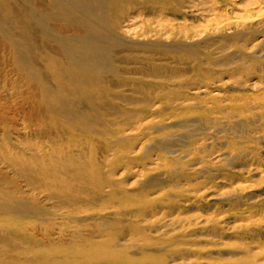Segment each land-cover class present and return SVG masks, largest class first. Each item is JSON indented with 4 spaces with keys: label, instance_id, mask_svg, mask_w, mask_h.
I'll use <instances>...</instances> for the list:
<instances>
[{
    "label": "rangeland",
    "instance_id": "obj_1",
    "mask_svg": "<svg viewBox=\"0 0 264 264\" xmlns=\"http://www.w3.org/2000/svg\"><path fill=\"white\" fill-rule=\"evenodd\" d=\"M40 1L45 0H32L35 5ZM188 1L172 0L169 7L175 11L174 23L179 19L188 21L179 27L187 26L193 35L197 34L190 40L175 37L178 33L171 36L157 26L159 18L153 8L160 9L163 4L140 7L136 0H122L98 13L99 21L85 14L79 16L92 29L81 21L71 22L81 35L61 32V41H56L66 47L64 37L78 39L84 29L91 30L90 37L104 45L102 53L108 66L94 74L104 88L87 90L89 97L67 99L53 110L45 109L42 99H30L21 64L15 63L11 50L17 48L11 33L22 35L21 23L14 18L22 15L24 0H0V264H264V115L250 117L245 113L247 118H239L240 110L231 108L240 105V100L248 102L264 95V41H260L264 31L253 32L256 27L250 24L229 25L236 18H245L247 10L259 9L252 0H227L231 4L227 8L219 4L218 8L211 0ZM190 6L191 11L186 9ZM96 9L100 11L99 6ZM216 12L218 19L214 17ZM220 20L224 25L209 27ZM60 24L71 25L63 21ZM195 27L200 30L195 31ZM207 72L210 82L206 85L201 79L203 83L198 84V75L206 78ZM42 75L46 79V74ZM151 85L172 92L167 96L171 103L156 106L164 107L165 114L181 113L179 120L158 132L155 142H148L145 132L132 135L131 126L120 129L119 125L140 120L143 124L158 118L148 114L139 118V112L151 111L146 103ZM197 88L204 92L192 94ZM198 96L205 101L204 106ZM190 97L198 98L186 101ZM184 100L186 108L175 107L177 101ZM211 100L218 105L220 102L218 108ZM44 111L51 116L48 118H86L96 129L92 131L102 130L96 126L100 120L107 125L102 132L91 135L80 159L63 164L67 170L85 169L84 176H78V182L84 185L68 182L67 189L61 191L64 193H59L62 199L92 200L103 208H118L122 203L117 216L100 214L109 226L110 240L91 236L82 243L76 229L62 225L58 203L39 197L30 202L27 180L21 175L26 166L23 156L29 147L45 151L50 141H40L31 134L28 126L34 121L28 118H45L41 114ZM68 112H74L73 117H68ZM196 141V152L182 148ZM158 154L165 163H160ZM121 155L124 160L119 159ZM70 177L76 178L73 174ZM101 184L110 186V190H104V199L98 194ZM249 209H254L253 213ZM28 214L42 216L44 225H48L44 229L47 239L40 231L26 229ZM83 224L89 225L90 221Z\"/></svg>",
    "mask_w": 264,
    "mask_h": 264
},
{
    "label": "bare ground",
    "instance_id": "obj_2",
    "mask_svg": "<svg viewBox=\"0 0 264 264\" xmlns=\"http://www.w3.org/2000/svg\"><path fill=\"white\" fill-rule=\"evenodd\" d=\"M120 1H122V0H45L44 2L40 1L37 5H35L32 2V0H24V2H23L24 5L22 6V8H23L22 15H15V18H14L15 22L21 23L22 35L20 37H18L16 34L11 33L13 35L12 37L14 39H16L15 43H17V48L11 47V50L14 51L13 57L14 58L16 57V60H17V62H15V63L20 62V64H21L22 71L25 75V78L23 79L24 88H25V90L29 91L28 96H30V99H36V98H39L40 100L42 99L44 102V105L42 103L41 104L44 106L45 109H47L49 107H50L49 109H53V108H56L58 106L62 107L67 102V99H71V98L85 99L86 97H89L88 93H86L87 90L102 91V89L104 87L103 88L100 87V82L97 81V80H99L98 79L99 76L94 77V74H96V72H97V74L102 72L105 69V67L108 66L107 65V59L103 56V53H102L104 45L101 42H98L97 40H95L93 37H90L89 34H91V30H86V29L82 28L81 30L84 29V31L82 32L83 36H81L78 39H75V38L68 39V38L64 37L63 40L64 39L66 40V45H67L66 47H63L62 43L57 42L56 40L61 41V38H60L61 32H63V33H74L75 32V33L79 34L80 31L76 28V26L73 27L74 25H72L71 22H73V24H77L76 22L81 21L80 24H83L87 28L92 29L91 25L89 23H87L85 20L83 21L82 18H80L79 16H83L85 14V15H88V17H91L94 19L96 18L95 20L99 21L98 20L99 19L98 13L103 12L104 10H106V8H112L114 6H117L118 3H120ZM169 1L172 2V0H162V1L161 0H136L137 6H140V7H142L148 3H149V5L152 4L150 6H153V7H157L159 4H163V6L160 7V9L153 8V12L159 18L157 26L161 30L167 32L169 35L173 36L176 33H178L175 37L184 36L189 40L192 39L193 37H196L197 34L193 35L191 33L192 30H190L187 26L181 27L183 29H181L179 27L180 24H186V23H188V21H185V20L180 21V19H179V21L176 20L177 22L174 23L175 21H173L174 19L172 17L174 15L173 13L175 11L173 12V10L169 7V6H171ZM185 1H187V0H185ZM211 1H213L214 4H217V7H218V4L220 6H225V8H227L228 6L231 5L227 0H211ZM252 1H253L252 4L257 5L259 12H250L247 10L246 13L243 14V16L245 18H243V19L236 18L237 20H232L235 22H231V23H229V25L250 24L252 26L255 25V27H256V29L252 30L253 32H258L259 30L264 31V0H252ZM179 3H181V2H179ZM179 3H177V4H179ZM188 3L190 4V0L188 1ZM214 4H213V6H214ZM98 6H99L100 11H98L96 9V7H98ZM182 6H183V4H182ZM181 9H180V11H181ZM186 9H189V11H191V9L193 10V6H190L189 8H186ZM62 12H63V14H61ZM223 12H225V11L223 10ZM12 13H14V12H12ZM241 13H243V12H241ZM214 17L216 19H218L217 18L218 12H216L214 14ZM226 17H227V15H226ZM260 18H263V19L260 20ZM224 19H226V18H224ZM230 20L231 19H229L228 22ZM62 21L65 22L66 24L70 23L71 25L70 26H63L60 24V22H62ZM47 22H49V23H47ZM51 22H52V24H50ZM207 24H209V23H207ZM220 24L224 25V21H222V20H220L218 22L216 21V22L210 24L209 27L210 26H218ZM197 29H199V28H196L195 31ZM180 31H183L184 34L181 33ZM150 33H152V31L149 32V34ZM149 34L146 33V35L150 36ZM80 35L81 34H79V36ZM151 36H152V34H151ZM153 36H155V35H153ZM67 40H69V41H67ZM260 41L263 42L264 37ZM72 44H76L77 47L72 46ZM13 46H16V45H13ZM236 72H238V71H236ZM44 73L46 74V79L43 78L42 74H44ZM91 74H93V75H91ZM209 74L211 76V73H209ZM205 75H206V78L202 74L198 75L199 77L196 76L199 78L198 84L199 83L202 84L204 81V82H206V85H207V83L210 82L211 79L208 78V76H207L208 72ZM201 79H204V80L201 82ZM180 85L184 86L185 84L181 83ZM204 85L205 84H203V86ZM189 86L190 85L188 84L187 87H185V88H189ZM200 90H201V92H204L201 88H197V90H194L195 91L194 93H193V91H191V93L192 94H199V93H201V92H199ZM146 92H147L146 96H147V101H148V102L146 101V103H148L147 105L150 106V109H148V110H151V111L139 112V118H146L147 114L150 117L156 116L158 118L149 119L150 118L149 117L148 118L149 120L143 124H140V122L142 121V120H140L139 122H136V123H129L128 122L126 124H119V125H120V129H121V127L125 128L128 126H131L130 131L133 132L132 135H137V134H140L141 132H145L149 138L148 140L147 139L146 140L148 142H155L156 141L155 136L158 134V132L160 130L165 129L166 124H169L174 120H179L181 113L178 115H176L174 113H171L172 115L171 114H165V108L164 107L156 106L158 103L161 104V102L162 103L164 102L165 104L171 103V100H168L167 96L169 94H171L172 92L167 91L165 88H163V86H160L158 89H155V88H153V85H151V88L148 89ZM217 95H219V94H217ZM219 96H221V95H219ZM263 96H261V95L255 96L253 99L251 98L250 101H248V102H244L243 100H240L241 104L238 106H233L234 105L233 103H232L233 105L229 104V103H228V105H230V106L232 105L231 108L233 110H235L236 108H238L240 110V112L238 113L239 118H247V116H245V113H247L248 116H250V117L255 116L256 114L264 115V97ZM192 97H190L186 101H188V102H190L189 100L195 101L199 96L195 97V98H192ZM165 98H166V100H164ZM198 99H200V97ZM210 99H212V98L210 97ZM229 99H231V98H229ZM200 100L202 101L201 104L204 106L206 104L205 101L203 99H200ZM186 101L185 100L184 101H177L178 103L176 102L175 107H181V110H183V108H186V105H183V103ZM40 102H42V101H40ZM208 102H210V101H208ZM215 102H216L215 100H211L212 105L213 106L217 105L216 107L218 108V106L220 105V102H219V105ZM233 102H234V100H233ZM197 105L199 106V109H201L200 103H198ZM212 105H211V107H212ZM222 106H225V104H223ZM175 107L172 106V108H175ZM225 107H227V106H225ZM170 108H171V106H170ZM217 108H216V110H220V108L219 109H217ZM178 109L176 108L175 110H178ZM208 109H209V107H208ZM251 109H253V111H252L253 113L250 112ZM210 110H211V108L209 109V111ZM193 113H191V114H193ZM204 113H205V111H204ZM41 114H43L45 118H38V120H35L34 118H28L29 120L34 121L32 125L29 124V126H28L29 131L31 132V134L33 136H35V138L39 139L40 141L48 140L50 142H47L48 146H47V149L45 151H43L44 148L38 149L37 146H36L37 151L34 150L33 147H29V149L26 150V151H28L27 154L25 155V157L23 156V158L26 159V166H25L24 171L22 170L21 175H23V177H25L27 180V190L29 193L30 202H32L34 199L36 200V198L39 197V198H44L48 202L53 201L54 203H58L59 205L56 208H57L58 217L61 219L62 225H65V226L69 225L68 228L70 230L76 229L78 234L81 235L80 238H81L82 243H85V241L91 236L94 239L106 237V239L110 240L111 236L107 232L110 230L108 228L109 226H107L105 224V222H103L104 221L103 216H101L100 214L103 213V215H105L107 217H115L118 215L117 210L121 209L120 206L123 205L122 203L119 204L118 208H117V206H115L114 208L113 207L103 208V207H101V204L98 205L97 202L92 201V200L88 201V200L80 199V198H75V199L72 198V199H68V200H72L75 202L74 205H71L70 201H68L67 199H62L60 197V195L64 193V192L62 193L61 191H63V189H67L66 186H67L68 182H78L79 181L78 176L82 177V175L84 173H86L85 169H82L81 172H79L78 169H80V167H78V168L76 167L77 169L74 171L67 170L65 167H63L64 162L67 161V163H69L70 161H73V159H80L82 157L81 153H82L83 147H84V145L87 144V142H90L89 139H90L91 135H93L94 133H96L98 131L102 132L103 130H105L107 128L106 127L107 125L104 124L105 122L103 120L102 121L100 120V123H97L96 126L102 128V130L98 129V131H92V130H96L94 125L87 123L86 118H74L73 117L74 112L66 113V115H68V117H73V118H59V119L48 118L51 116H49L46 111L41 112ZM183 116H185V114ZM188 116H190V115L188 114ZM206 116H207V114H206ZM165 117H170V118H165ZM113 123H114V121H113ZM69 129H72V131H69ZM111 130H112V128H111ZM3 133L5 134L6 132H3ZM4 134H3V136L6 137V135H4ZM127 134L129 135V133H127ZM46 135H53L54 137H46ZM109 138H111V137H109ZM98 140H100V138ZM113 140H114V138H113ZM34 141H37V140H34ZM197 143H198V141L187 142L184 144V146L182 148L185 150H190V151L196 152L197 148H198ZM26 144L29 145L30 141H29V143L26 142ZM34 144H36V143H34ZM43 144H45V143H43ZM31 145H33L32 141H31ZM246 148H248V147L246 146ZM5 149H7V148H5ZM9 149L10 148H8L7 150L11 151ZM23 149H25V148H23ZM121 150H122V148H121ZM5 153H6V151H4V154ZM11 153H12V151H11ZM114 153H115V151H114ZM84 154H86V153H84ZM84 154H83V157H84ZM119 154H121V152ZM20 155H21V153H20ZM251 155H249V156H251ZM158 156L160 159V163L161 164L165 163L163 161V157L160 154H158ZM16 157L18 158V156H16ZM121 157H122V155L120 156L119 159L124 160V158H121ZM9 158H7L6 160H8ZM86 159L87 158H85V160ZM87 161H88V159H87ZM78 163H80V162H78ZM77 166H79V165H77ZM96 169H99V168H96ZM92 170H94V169L92 168ZM92 173H93V171H92ZM71 174H73V176L75 175L76 178L70 177ZM97 174H99V173H97ZM100 179L102 180L103 178L101 177ZM67 180H69V181H67ZM78 183H80L81 185H84L82 182H78ZM239 185H241V184H239ZM241 186H243V185H241ZM109 188H110V186H105L104 184L100 185L99 190H98V194L101 197V199L102 198L104 199V197L106 195L104 193V190L109 189ZM71 189L72 190L75 189L74 184L71 186ZM174 190L175 189H173L172 192H175ZM59 192H61V194ZM65 193H67L66 190H65ZM3 197H5V196H3ZM4 201H5V199H4ZM148 205H150V204H148ZM130 206H132V205H130ZM134 207H136V206H134ZM245 210H246V208H245ZM249 210H250L249 212H252L254 209H249ZM32 215L33 216L28 214V218H27V222H26V229L28 231H31L32 233L40 231L43 233V239H47L48 236L45 233L44 229L48 228L47 227L48 225L47 226L44 225V221L42 220L41 215H35V214H32ZM43 218H45V217H43ZM85 220H89L90 224L84 225L83 221H85ZM125 221H127V220H125ZM128 223L130 224L131 222H128ZM133 223H135V222L133 221ZM210 224H212V222ZM70 225H72L73 227H71ZM56 227L58 228V231H59L60 227H58V226H56ZM183 228H184V226H183ZM183 228H182V230H183ZM4 231H5L6 235H9V236L11 235L10 233H8L7 229L4 228ZM136 233H138V230ZM181 233H182V231H181ZM85 234H87L86 238H84ZM129 234L132 235V233H130V232H129ZM140 236H142V234L139 235V238H140ZM132 237H134V235H132ZM144 237H145V235H144ZM171 237L173 238L175 236H173V234H172ZM137 238H138V236H137ZM10 239H12V238H10ZM57 239L58 238H56V240ZM133 239H132V241H133ZM16 240H17V238H16ZM28 240L30 241V239H28ZM34 240H37V239L35 238ZM38 240H37V243L40 242ZM169 240H171V239H169ZM51 241H52V239H51ZM132 241H130V243ZM143 243H146V242H143ZM176 243H178V242H176ZM21 244H23V243H21ZM167 244H169V243H167ZM78 246L80 247V245H78ZM26 247H27V245H26ZM64 249H65V247H64ZM170 249H171V247H170ZM61 250H63V249H61ZM168 251H169V249H168ZM161 261H162V259H161Z\"/></svg>",
    "mask_w": 264,
    "mask_h": 264
}]
</instances>
